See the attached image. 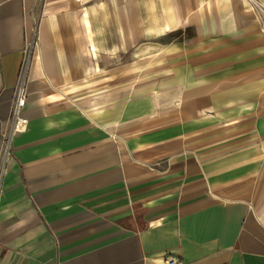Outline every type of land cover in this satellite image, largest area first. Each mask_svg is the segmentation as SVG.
<instances>
[{
  "label": "crops",
  "instance_id": "1",
  "mask_svg": "<svg viewBox=\"0 0 264 264\" xmlns=\"http://www.w3.org/2000/svg\"><path fill=\"white\" fill-rule=\"evenodd\" d=\"M244 1L0 0V264H264ZM26 44L27 126L2 160Z\"/></svg>",
  "mask_w": 264,
  "mask_h": 264
},
{
  "label": "built area",
  "instance_id": "2",
  "mask_svg": "<svg viewBox=\"0 0 264 264\" xmlns=\"http://www.w3.org/2000/svg\"><path fill=\"white\" fill-rule=\"evenodd\" d=\"M30 49V44H26L23 51V60L17 76V80L14 87L13 99L9 114V127L1 136L2 138V160H5L9 152L10 139L14 134L22 133L27 126V120L20 116L21 111L25 105L26 93H25V75L27 57ZM7 146V148H6ZM5 152V154H4ZM3 165H0V177L3 172ZM163 264H180L178 261L172 258H165L162 261Z\"/></svg>",
  "mask_w": 264,
  "mask_h": 264
},
{
  "label": "rangeland",
  "instance_id": "3",
  "mask_svg": "<svg viewBox=\"0 0 264 264\" xmlns=\"http://www.w3.org/2000/svg\"><path fill=\"white\" fill-rule=\"evenodd\" d=\"M256 6L253 5L252 11L255 15L256 23L258 29L261 33H264V0H254ZM243 4L246 5L245 1L243 0ZM168 38H155L154 42H165Z\"/></svg>",
  "mask_w": 264,
  "mask_h": 264
},
{
  "label": "trees",
  "instance_id": "4",
  "mask_svg": "<svg viewBox=\"0 0 264 264\" xmlns=\"http://www.w3.org/2000/svg\"><path fill=\"white\" fill-rule=\"evenodd\" d=\"M180 34H181L180 31H176V32L173 33V35H175V36H179ZM183 34H184L185 36H189V35H190V33H189L188 30L184 31Z\"/></svg>",
  "mask_w": 264,
  "mask_h": 264
},
{
  "label": "bare ground",
  "instance_id": "5",
  "mask_svg": "<svg viewBox=\"0 0 264 264\" xmlns=\"http://www.w3.org/2000/svg\"><path fill=\"white\" fill-rule=\"evenodd\" d=\"M6 148H7V146H6ZM4 154H5V152H4Z\"/></svg>",
  "mask_w": 264,
  "mask_h": 264
}]
</instances>
